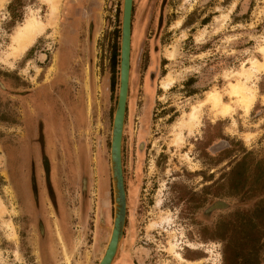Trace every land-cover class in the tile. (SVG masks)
I'll use <instances>...</instances> for the list:
<instances>
[{
  "label": "rangeland",
  "instance_id": "rangeland-1",
  "mask_svg": "<svg viewBox=\"0 0 264 264\" xmlns=\"http://www.w3.org/2000/svg\"><path fill=\"white\" fill-rule=\"evenodd\" d=\"M62 3L52 26L43 0L0 3V264H44L42 247L53 264H97L111 230L109 146L118 91V65L115 89L109 85L111 38L94 61L92 89L89 64L84 77L69 78L68 97L79 100L82 122L75 123L63 98L52 93L58 110L69 116L67 132L51 111L47 115L49 103L43 101L26 135L25 102L53 82ZM121 5L118 0L112 7L110 21L119 30ZM153 6L152 31L132 52L130 65L135 71L129 75L121 146L126 217L117 251L124 239L129 245L121 264H264V70L248 80L255 90L248 114L227 94V84L241 80L239 72L251 61H264L258 51L264 0H154ZM32 16L45 29L14 57V36ZM154 38L162 66L149 77L146 51ZM73 64L81 74L84 61ZM167 73L175 82L163 90ZM210 91L232 106L231 115L221 117L204 104L192 132L183 130L176 142L180 121ZM59 215L73 234L72 252L63 242ZM162 217L168 220L160 223ZM170 241L184 261L168 252ZM184 243L191 249L184 247L185 257L201 259H186L178 246ZM192 250L198 251L188 256Z\"/></svg>",
  "mask_w": 264,
  "mask_h": 264
},
{
  "label": "flooded vegetation",
  "instance_id": "flooded-vegetation-1",
  "mask_svg": "<svg viewBox=\"0 0 264 264\" xmlns=\"http://www.w3.org/2000/svg\"><path fill=\"white\" fill-rule=\"evenodd\" d=\"M133 5H134V3H133ZM112 7L110 6V8H112ZM108 17H110V20H111L113 18V14H111ZM62 21H63V19H62ZM62 21L60 24L62 26L63 31L61 32V30H58V32L55 36V50H54V54L51 58L52 61H54V55L55 54L57 55V61H54V63L51 62V64H54V66H55L54 74H52V77H53L52 83L53 84L51 83L49 86L41 87V90L39 92H36L35 94L29 96V100H27L25 102V107H27V110H29V111H27V114L24 117L25 123L27 125L26 135L28 134V121L31 122V120H36V118L38 117L36 115L41 113L37 110L39 109V106L41 105V102H43V101H44V104L46 102L49 103V110L47 111V115H48V112L51 111L55 115L56 120H59L61 122V124L63 126L62 130H65V132H67V124H68L67 116L70 113L73 115L72 117H73L75 123L76 122H82V118H81L82 109H80V107H79V105H80L79 100L77 101L76 98H74L72 100V95H71V97H70V95L68 97V94L71 93V89L73 87V85L70 83L69 78L73 75L74 76L77 75V78H78L79 76L82 75V73H83L82 76L84 77L85 72H86V66L89 64V78H90L89 88L91 87V89H92L93 84L91 83V79H93V77L95 76V75H93V74H95L94 69H93V68H95V65H94L95 62L94 61H95V59H97V57L99 55L101 56L102 52H106L107 46L109 45V42H110V36H107L106 39H105V37H102L99 40L96 51L94 50L93 46H90L87 48L86 45H78L79 43H77L76 38L71 39L68 36H65V32H64L65 30H64V27L62 25ZM151 31L152 30H150V28H149L147 35H150ZM135 32L138 35L137 30H135ZM146 39H148V38H146ZM153 40L156 41V38H154ZM140 43L141 42H137V36H133L132 43H131L132 45H131V53H130V65H132V61H133L132 52L138 47V45ZM150 45H151L150 52H149V50L146 51L147 52V60H146L147 63L145 65V69L152 70V71L149 70V77H151V75H153L154 73H157V70L160 67L159 66L156 69L157 64L154 63V61H151L152 58H154V57L157 58V48H155V46L153 45L152 42H150ZM156 47H157V44H156ZM58 55L60 56L59 58H58ZM139 58L136 60L134 59L135 62L138 60L141 62V60ZM83 61L85 63V67L81 70L82 72L80 74L79 71H77L76 66H75V64H73V62L74 63L75 62H79V63L82 62L83 63ZM155 65H156V67H155ZM132 68L133 67H130V72L135 71V69L132 70ZM52 77H51V79H52ZM63 82H65L66 86H63V84H62ZM83 90H84V84L81 83L80 84V91H83ZM52 93L53 94L58 93L59 99L63 98L62 102L64 104V108H65L68 115L65 114V112L63 115L58 110V108H60V107H56ZM261 93L264 94V91H262ZM39 103H40V105H39ZM28 108H30V109H28ZM49 117H50V115H49ZM68 118H69V116H68ZM33 124H34V121H33ZM31 129H33V131H32V134H33L34 128H31ZM55 133H56V131H54V134ZM30 139H31V137H30ZM30 139H29V137H27V141H30ZM18 149H21L24 151L28 150L29 152L34 150L31 148L26 149V148H22V147L18 148ZM16 150L15 151L10 150V151H11V153H14V152L18 153V152H16ZM57 221H58L61 236L63 237L62 239H64L63 242H65L64 244H66V248L70 252H72V248L74 246V238H73V234H72L71 230H69L66 226L67 220H66L65 215H63V216L59 215ZM132 243H133V241H132ZM128 245H129L128 242L125 241V239H124L122 242V245H121V249L116 251L115 257L113 258L111 264H121L123 253H125L128 257V253H127L128 252L127 251ZM178 246L182 248L181 252H182V255L184 256L186 254V252L183 250H184V247H187V246L185 245V243L183 245H178ZM188 249H190V248H188ZM194 251H198V250H192V251L187 252L188 256L189 255L190 256L195 255L196 253H193ZM205 252H207V249H205ZM50 254H51L50 250H46L45 247L41 248V257H42V261L44 264H53L51 261L48 260V259H50ZM185 258L188 260H191V261L201 259V257L190 258L187 256Z\"/></svg>",
  "mask_w": 264,
  "mask_h": 264
},
{
  "label": "bare ground",
  "instance_id": "bare-ground-1",
  "mask_svg": "<svg viewBox=\"0 0 264 264\" xmlns=\"http://www.w3.org/2000/svg\"><path fill=\"white\" fill-rule=\"evenodd\" d=\"M2 1L3 0H0V3H2ZM43 1L46 2L49 6V13L47 15L48 16L47 25L52 26L53 22L55 21V16L57 15L59 0H43ZM180 22L181 21H178L176 25L179 26ZM45 26L46 24H44L42 21H40L38 18L34 16L27 19L20 26L19 30L14 36L15 46L12 47V54L14 55V57L21 55L25 50H27V48L33 42L34 38L45 29ZM263 44L258 51L262 52L264 56ZM171 58H172V53L168 55V59ZM263 70H264V61L263 62L251 61L250 66L248 68L243 69L242 72H239L243 79L241 78V80H237L234 83L231 82L227 84L228 97L235 98L236 99L235 102L237 103L239 108H241L244 111L245 114H248L255 100V90L253 86L250 87L248 85V80L251 78L253 73L257 74ZM174 82H175L174 76L171 73H167V75L162 79L161 88L163 90H167L173 86ZM204 104H208L211 107V109L215 111V114L221 117H227L231 115L233 111L232 106L228 102L223 101V96L218 91L208 92L205 99L199 102L197 105H193L190 111L185 114L184 119L181 120L180 123L178 122L179 123L178 131H176V135H175L176 142L181 141L184 138V134L182 133L183 130L187 129L188 131L192 132L193 128L197 125L199 121L200 108ZM167 220H168L167 217H162L160 223ZM156 225H157L156 222L151 223L149 225V229L156 227ZM168 245H169L168 252L173 254L178 260L184 261L180 252H178L176 249L177 244L170 241Z\"/></svg>",
  "mask_w": 264,
  "mask_h": 264
},
{
  "label": "water",
  "instance_id": "water-1",
  "mask_svg": "<svg viewBox=\"0 0 264 264\" xmlns=\"http://www.w3.org/2000/svg\"><path fill=\"white\" fill-rule=\"evenodd\" d=\"M132 7L133 0H122L118 56V91L111 124L109 146V167L114 210L109 238L97 264H111L122 238L126 217V190L122 170L121 146L130 75Z\"/></svg>",
  "mask_w": 264,
  "mask_h": 264
},
{
  "label": "crops",
  "instance_id": "crops-1",
  "mask_svg": "<svg viewBox=\"0 0 264 264\" xmlns=\"http://www.w3.org/2000/svg\"><path fill=\"white\" fill-rule=\"evenodd\" d=\"M117 1L118 0H63L58 24L59 30H61V32L63 31L60 24L63 19L62 25L65 30V36L71 39L76 38L77 43H79L78 45H86L87 48L93 46L96 51L99 40L102 37L106 39L107 36H110L111 40L114 41L113 31L115 28H119V26H111L110 21L112 19L110 20L108 16L112 14V8H110V6H114ZM133 1L135 15L134 18L132 15L131 21V43L134 36V27H136L138 32L137 42H143L150 28L149 25L153 20L154 0ZM161 3L162 0H160V4ZM152 43L155 48H157L156 41L153 40ZM59 57L58 55V58ZM151 61L157 64V67L155 65L156 69L162 66V63L158 61V57L152 58Z\"/></svg>",
  "mask_w": 264,
  "mask_h": 264
},
{
  "label": "trees",
  "instance_id": "trees-1",
  "mask_svg": "<svg viewBox=\"0 0 264 264\" xmlns=\"http://www.w3.org/2000/svg\"><path fill=\"white\" fill-rule=\"evenodd\" d=\"M118 26V24H117ZM113 37L114 42L112 43L111 49H110V79H109V85L110 89L114 90L117 84V65H118V55H119V45H118V39H119V28H115L113 31Z\"/></svg>",
  "mask_w": 264,
  "mask_h": 264
}]
</instances>
